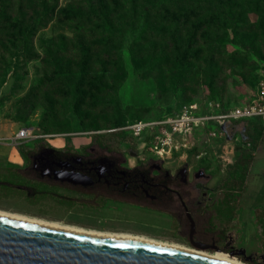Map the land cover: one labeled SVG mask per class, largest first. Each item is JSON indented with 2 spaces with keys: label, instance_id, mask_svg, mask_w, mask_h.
I'll return each mask as SVG.
<instances>
[{
  "label": "trees",
  "instance_id": "trees-1",
  "mask_svg": "<svg viewBox=\"0 0 264 264\" xmlns=\"http://www.w3.org/2000/svg\"><path fill=\"white\" fill-rule=\"evenodd\" d=\"M246 12L257 14L259 21L249 23ZM51 23H56L60 32L42 39V52L38 56L35 39ZM190 26L195 29L186 33ZM170 27L176 30L173 37L167 38ZM213 31L230 32L243 51L208 57L216 42L209 37ZM263 35L264 0H69L63 7L58 0H0V78L6 77L10 70L20 73L27 64L39 61L40 82L21 100L19 109L36 104L39 97L44 109H92L74 112L90 139L79 150L72 144L57 149L40 139L32 146L19 145L18 152L27 166L33 156L46 150L63 159H107L119 166L124 160L121 147L135 148L133 137L121 130L125 127V117L118 92L127 77L124 50L136 68L145 62L151 68L166 64L165 70L170 68L169 57L174 51L177 57L171 69L179 74L176 87H180L188 85L194 68L204 64L209 70L213 62L223 61L232 63L241 72L246 71L250 65L246 57L252 55L260 60L264 56L261 49L264 45L258 44V38ZM213 82L212 77L208 78V85ZM221 106L223 111L227 110L222 103ZM64 115L44 114L38 128L44 134H59ZM227 135L242 141L234 149V160L216 187L220 192L219 205L227 212L228 220L221 223V236L215 244L225 254L232 252L225 247L226 236L247 190L254 154L264 142V126L260 121L236 122ZM7 172L16 182L44 188L38 196L67 207H92L87 201L58 194L60 186L32 179L23 171L8 169ZM209 181V177L202 180L205 184ZM9 186L14 192L23 193L15 185ZM254 222L263 260L257 257L246 261L237 256L236 260L242 264H264V205L254 210Z\"/></svg>",
  "mask_w": 264,
  "mask_h": 264
},
{
  "label": "rangeland",
  "instance_id": "rangeland-1",
  "mask_svg": "<svg viewBox=\"0 0 264 264\" xmlns=\"http://www.w3.org/2000/svg\"><path fill=\"white\" fill-rule=\"evenodd\" d=\"M58 1L60 7H63L69 0ZM244 15L248 18L249 23H256L260 19L255 13L246 12ZM194 29V26H190L185 31L191 33ZM173 30H176V27L167 28V31H170L167 38L173 37ZM59 32V26L56 23H51L39 33L35 39V54L41 55L42 39H49ZM209 37L215 39L216 42L208 57L216 58L218 54L228 55L236 50L243 51L237 44L239 41L232 40L230 32L216 34L213 31ZM263 41L264 35L258 38V44L264 45ZM167 44L169 47L172 46V42ZM261 49L264 54V47ZM123 56L127 77L118 96L124 112L125 126L176 115L183 107L192 104H196L200 109V105L206 101L222 103L227 109L248 106L255 99L260 81L264 80V56L260 60L252 55L246 57V61L250 65L244 72L233 68L232 63L226 64L223 61L213 62L209 70L206 64L200 65V68H194L190 75V83L180 87H176V78L179 74L171 69V65L177 57L174 51L169 57L170 66H168L170 68L167 70L164 69L166 64L151 68L145 62H141L136 68L126 50L123 51ZM238 64H242V62ZM38 68L39 61H34L27 64L24 71L15 73L10 70L6 77L0 78V211L85 231L141 236L153 241L190 249L173 235L169 222L160 215L131 212L125 207L111 205L100 210H92L78 205L67 207L53 199L38 196V193H41L44 188L29 187L27 183L16 182L10 178L8 169L21 167L15 163L19 161V146H13L11 143L14 134L20 129H31L35 135L44 137V140L54 148L63 141L65 145L73 144L74 148L79 150L81 145L90 142L88 133L84 132V128L78 124L74 112L84 113L92 109H44V105L41 104L42 97H39L38 102L28 106L27 109H19L21 100L40 82ZM247 72L248 74H245ZM244 75L247 76V79L244 78ZM210 77L214 80L212 85L207 84ZM97 110L102 112L105 109ZM51 112L65 114L59 134H44L38 128L43 115ZM133 139L135 148L130 149L127 145L121 147L124 153L123 166L125 168L131 169L137 163L150 161L151 163L160 162L165 169L173 170L185 167L189 172L201 170L204 176L210 178L207 184L201 182L202 192L211 196L213 192H217L216 187L225 176L227 166L234 160V149L239 147L242 141L241 139L237 142L235 139L228 138L227 133L225 137L212 139L206 132L197 131L189 137L187 147L173 151L170 157L163 155L160 158L150 152L147 134H142L138 138L133 137ZM12 146L16 150H13ZM28 146H32V144H28ZM22 161L24 164L25 160L22 159ZM97 165L107 168L108 162L99 161ZM45 167L46 164L39 165L40 169ZM263 170L264 148L260 147L250 169L248 184L253 174L261 176ZM9 185H15L23 190V193L14 192ZM261 200H263L261 197L258 198L256 203L251 206H257L262 202ZM240 210L243 215L247 214V216L244 215L246 218H244V225L247 229L239 230L237 226L231 225V230L226 236L225 247L228 251L242 253L243 259L249 261L259 256L255 241L257 235L252 232V225L248 223L252 211L245 201L242 202ZM220 214V223L226 222L228 214L221 207ZM202 253L210 254L211 252Z\"/></svg>",
  "mask_w": 264,
  "mask_h": 264
},
{
  "label": "flooded vegetation",
  "instance_id": "flooded-vegetation-1",
  "mask_svg": "<svg viewBox=\"0 0 264 264\" xmlns=\"http://www.w3.org/2000/svg\"><path fill=\"white\" fill-rule=\"evenodd\" d=\"M99 161L108 162L107 168L97 165ZM123 162L116 166L114 161L107 159H63L46 150L33 156L30 166L25 161L20 168L10 169L23 171L43 183L60 186L58 194L87 201L92 207L86 208L92 210L111 205L125 207L131 212L160 215L169 222L173 235L190 249L200 251L195 244L217 248L215 243L221 236L220 192L217 190L212 196L202 192L201 182L207 176L201 170L165 169L162 164L150 161L127 169ZM65 163L67 166L63 165ZM43 164L46 167L40 169L39 165ZM58 172L79 174L86 178V182L72 185L56 181L53 175Z\"/></svg>",
  "mask_w": 264,
  "mask_h": 264
},
{
  "label": "water",
  "instance_id": "water-1",
  "mask_svg": "<svg viewBox=\"0 0 264 264\" xmlns=\"http://www.w3.org/2000/svg\"><path fill=\"white\" fill-rule=\"evenodd\" d=\"M66 165L67 164H63ZM60 167V165L58 164ZM54 180L84 184L79 174L58 172ZM204 252L216 247L195 244ZM222 253V252H221ZM225 254V253H224ZM231 258L240 252L226 254ZM0 264H221L192 254L138 243L107 242L32 227L0 217Z\"/></svg>",
  "mask_w": 264,
  "mask_h": 264
},
{
  "label": "built area",
  "instance_id": "built-area-1",
  "mask_svg": "<svg viewBox=\"0 0 264 264\" xmlns=\"http://www.w3.org/2000/svg\"><path fill=\"white\" fill-rule=\"evenodd\" d=\"M242 121L264 123V80L260 81L255 99L248 106L223 111L219 102L206 101L200 105V109L196 104L188 105L176 115L150 122H137L121 130L128 131L134 138L147 134L150 152L162 158L163 155L170 157L173 151L187 147L189 137L197 131L206 132L212 139H220L225 137L231 125ZM40 139L44 137L23 128L14 134L11 143L19 146Z\"/></svg>",
  "mask_w": 264,
  "mask_h": 264
},
{
  "label": "bare ground",
  "instance_id": "bare-ground-1",
  "mask_svg": "<svg viewBox=\"0 0 264 264\" xmlns=\"http://www.w3.org/2000/svg\"><path fill=\"white\" fill-rule=\"evenodd\" d=\"M0 217L5 218L7 221L20 223L32 227H38L42 229H47L51 231H56L64 234H69L73 236H79L83 238L107 241V242H126V243H138L147 246L160 247L171 249L175 251H180L188 254H192L198 257H202L208 259L213 262L221 263V264H242L241 262L235 261V258L230 259L228 255L221 252H213L210 254L202 253L199 251H195L189 248L177 246L174 244L162 243L153 241L141 236H135L130 234H114V233H101L96 231H85L83 229L71 227V226H60L55 223L43 222L37 219H33L30 217L20 216L17 214H11L0 211ZM235 259V260H233Z\"/></svg>",
  "mask_w": 264,
  "mask_h": 264
},
{
  "label": "crops",
  "instance_id": "crops-1",
  "mask_svg": "<svg viewBox=\"0 0 264 264\" xmlns=\"http://www.w3.org/2000/svg\"><path fill=\"white\" fill-rule=\"evenodd\" d=\"M13 146H15V145H13ZM13 146H12V149L16 150V148ZM64 146H65V143L62 141L60 143V145H58L56 148L60 149V148H63ZM260 147L264 148V142L257 148V150L254 154V158H255L256 153ZM18 159H19V161L15 162V163L22 166L23 165L22 159L24 160V158L19 153H18ZM261 176H262V178H260ZM261 176H258V174H253L252 177H250L249 184H248L249 186L247 187L245 194H243V196L241 198L240 206L236 211V218L233 219V221H232V225L237 226L239 230L244 229V231H245V229H247L244 225V221L246 219L245 216H247V214L244 213V215H245L244 216L240 210L242 202L245 201L247 206L250 207V211H252V213H250V217L248 218V223H250L252 225V228H253L252 232L255 233L256 235H257V232H256L255 222H254V210L264 205V170L261 172ZM260 197H261V199H263V200H261L262 202H260L257 206H251V205H254L256 203V201L258 200V198H260ZM248 233H250V232H248ZM255 241H256V246L258 247L257 239ZM258 251H259V249H258ZM260 259L263 260V257L261 256V254L259 252L258 260H260Z\"/></svg>",
  "mask_w": 264,
  "mask_h": 264
}]
</instances>
